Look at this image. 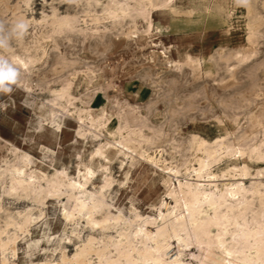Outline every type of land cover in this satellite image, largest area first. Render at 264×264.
Instances as JSON below:
<instances>
[{
  "label": "bare ground",
  "instance_id": "bare-ground-1",
  "mask_svg": "<svg viewBox=\"0 0 264 264\" xmlns=\"http://www.w3.org/2000/svg\"><path fill=\"white\" fill-rule=\"evenodd\" d=\"M7 1L0 0V5L5 9L9 8ZM22 1L26 6L32 2ZM56 4L65 6V10L60 12V5ZM231 4L229 0H185L180 3L176 0H50V13H43L39 18H27L22 13L15 16L14 21L26 19L36 32L33 31L29 39L14 41L10 50L0 54L8 56L17 64L25 88L31 89L30 75L34 69H43L50 56L51 45L50 49L54 50L53 63L56 65H50V69H63L71 64L72 60L65 58L59 51V40L71 41L75 37L93 42L96 39L106 40L116 29L120 30V36L133 41L145 35L143 43L157 47L158 44L150 39L154 32L167 33L175 28L173 31L178 34L205 16L215 17L219 24L226 27V32L229 31L235 26L234 22L237 23L233 19L234 7ZM257 4L264 7V0H249L241 14L244 17V37L248 44H253L260 34L263 14L257 11ZM96 6L100 7L99 12ZM1 10L0 20L3 19L4 9ZM157 14L167 16L166 25L155 21L154 16ZM139 20L144 22L142 29L137 27ZM171 48L172 45L163 44L160 51L152 48L149 54L151 64L143 68L142 76L154 83L174 84L177 74L173 72L181 73L184 65H189L192 71L201 69L203 59L187 51L182 53L180 59H172L168 54ZM224 49V45L216 47L209 58L217 68L223 63L227 75L234 77L235 63L228 62L238 59V56L245 61V54L240 49L222 53ZM160 57L162 64L173 73L170 76L161 75L153 69ZM204 74L206 77L211 72L208 69ZM252 79L250 85L238 91L236 96L229 94V100L218 99L224 105L222 113L213 116L217 125L223 129L221 135L208 140L197 133H191L188 149L193 163L187 174L183 173L186 174L183 179L178 178L180 167L164 163L163 149L160 148L162 132L146 124L147 115L141 112L138 104L106 97L112 102L109 107L102 102L96 106L91 104L80 107L75 103L77 97L70 93V81L62 83L58 89L53 88L55 95L49 101L35 102L34 107L39 110L36 127L39 132L50 130L57 138L62 132L65 117L73 116L78 122L76 133L83 137L85 131L86 134L89 132L96 143L87 161L79 155L75 176H71L65 169L54 168L51 174L39 171L33 167L34 160L29 153L10 144L13 158L0 167V186L4 192L31 197L41 203L47 195H65L63 218L68 221L83 218L90 231L130 226L138 220L132 231L120 232L116 240L111 236H107L105 241L98 240L89 231L74 253L70 255L66 250L61 251L59 262L43 264H264V165H260L264 163V138L256 139L259 130L264 134V105L249 109L255 102L257 90V79ZM168 89L172 91L171 87ZM188 97L194 98L195 92L189 93ZM241 114L245 115V128L239 123ZM114 119L115 125L111 126ZM143 126L147 127L148 133L143 132ZM114 158L119 160L120 166L128 161L130 167L144 160L158 168L173 203L164 202L165 211H159L158 216L152 218H142L135 211L132 218L124 216L120 211L113 213L110 209L112 204L106 199V188L116 181L108 166ZM221 162L225 163L224 170L218 173ZM99 170L102 181L100 185H95L94 179ZM127 173L128 170L124 172L125 180ZM173 177H176L177 185L172 184ZM117 183L122 184L123 181ZM18 215V220L6 222V225L11 224L23 232L27 231L33 220L31 213L22 211ZM170 237L178 242L177 252L170 253ZM16 239L15 232H7L0 238L1 249L10 247L9 255L14 254ZM133 239L138 240L140 245L136 246ZM191 244L198 248V254L192 252L194 246ZM187 246L191 247L195 262L183 258L182 249ZM93 256L96 260H93ZM0 264L14 262L3 256Z\"/></svg>",
  "mask_w": 264,
  "mask_h": 264
},
{
  "label": "rangeland",
  "instance_id": "rangeland-1",
  "mask_svg": "<svg viewBox=\"0 0 264 264\" xmlns=\"http://www.w3.org/2000/svg\"><path fill=\"white\" fill-rule=\"evenodd\" d=\"M7 2L9 7L7 9L2 4L0 5V10L4 9L1 11L2 20L5 23H12L19 13L25 14L27 18L31 16L39 18L43 13L51 12L50 0L47 2L32 0L29 6H26L22 0H8ZM176 2H185V0H176ZM224 3L226 2L224 1ZM229 3H232L231 5L234 7L233 19L237 20V23L234 22L235 26L227 32L226 27L219 24L215 17L205 16L203 20L180 30L178 34L173 31L175 28H171L167 33L154 32L150 39L158 44L157 47L144 44L145 35L142 39L133 41L120 36V30L116 29L106 40L96 39L93 42L80 37H75L71 41L59 40V51L72 62L63 69L57 68L56 70L50 69L56 65L53 63L54 50L50 49L51 45L49 47L50 56L43 69H34L33 74L30 75L31 89L25 88V82L21 75L19 86H14L13 91L9 94H0V167L4 166L5 161L12 160L13 154L9 148L10 144H13L18 149L30 154L34 160L33 167L39 171L51 174L56 168L65 169L71 176L76 175V162L79 155L84 161H87L96 140L89 136V132L86 134L85 131L83 137L76 133L78 122L73 116L65 117L62 132L58 134L57 138L50 130L39 132V129H36L39 110L34 107L35 102L41 100L47 102L53 98L55 95L52 92L53 88L58 89L62 83L70 81L71 91H69L77 97L75 103L80 107H88L91 104L96 106L100 102L109 107L112 102L106 97L138 104L141 112L147 115L146 124L160 129L162 132L160 148L163 149L164 163L180 167L178 169L181 173H178V178L183 179L193 163L191 151L188 149L191 133H197L208 140L223 133L222 127L217 125L213 116L222 113L224 105H221L222 103L220 104L218 99L229 100V94L236 96L238 91L245 90L250 85L253 78L252 80L257 79V90L254 97L255 102L249 106V109L264 105V7L261 4L256 5L257 11L263 15L262 23L259 26L260 34L253 45L248 44L244 37V17L241 16L244 7L234 4V0H229ZM56 5H60L58 6L60 12L65 10V6ZM95 9L99 12L100 7L96 6ZM154 19L163 25L167 23L166 15L157 14ZM143 25L144 22L139 20L137 27L142 29ZM32 29L30 26L24 39H29V36L36 32L35 28ZM162 44L172 45L168 53L172 59H180L185 51L195 57H200L204 60L201 69L192 71L189 65H184L181 73L180 71L173 72L177 74V81L174 84L154 83L149 78L143 77V68L151 64L149 62L150 50L154 48L160 51ZM220 45L225 46L222 53H227L230 49H240L245 54H242L245 56V61L241 56H238L239 61L235 58L228 62L235 63L234 77L227 75L223 63H220L217 68L209 58L213 55L214 49ZM161 58L153 69L160 72L161 75L170 76L173 73L162 64ZM261 60L262 62H260ZM208 69L211 74L205 77V70ZM250 69L253 71L250 72ZM182 73L184 74L182 75ZM170 87L172 91L169 92L168 88ZM193 92H195V97L190 99L188 94ZM176 98L178 99L176 100ZM190 103L193 105H189ZM115 122L114 119L111 126H114ZM239 123L242 128L246 127L244 114L240 115ZM142 129L144 133L149 132L146 126H143ZM105 135L108 137L107 134ZM263 138L264 134L259 130L256 133V139ZM224 164L220 163L218 173L224 170ZM260 165H264V163H260ZM108 166L110 174L116 180L112 186L106 188V199L112 204L110 209L113 213L120 211L124 216L132 218L135 211L142 218H152L157 217L159 211H165L164 202L173 203L162 182L163 175L160 170L148 162L141 160L129 167L127 161L120 166L119 160L114 158L108 163ZM126 170L128 173L125 180L124 172ZM185 172L186 174H183ZM94 180L95 185L101 184V170L98 171ZM118 181H123V183L118 184ZM248 183L249 181L246 180V184ZM172 184L177 185L176 177L172 178ZM64 197L65 195H47L41 203L31 197L7 194L0 186V238H3L7 232L9 234L15 232L17 236L14 254L9 255L10 247L4 250L0 247V259L5 256L14 264L56 263L60 260L61 251L66 250L65 252L70 255L74 253L80 245L81 239L85 238L90 230L83 218L77 217L70 221L63 218L62 204L66 202V197ZM22 211L30 212L33 217L27 231L23 232L13 225L10 226L11 224L6 225V222L18 220L20 218L18 212L22 213ZM137 221L132 222L130 226H114L107 228V231L90 232L98 240L105 241L108 239L107 236L116 240L120 237V232L132 231ZM150 226L152 227V225ZM133 242L136 246L140 245L138 240L133 239ZM168 242L170 243V253L177 252L178 242L173 237H170ZM190 246L182 249V256L184 259L187 258L195 262L190 252ZM192 252L198 254L199 250L194 246ZM93 260H96L94 256Z\"/></svg>",
  "mask_w": 264,
  "mask_h": 264
},
{
  "label": "clouds",
  "instance_id": "clouds-1",
  "mask_svg": "<svg viewBox=\"0 0 264 264\" xmlns=\"http://www.w3.org/2000/svg\"><path fill=\"white\" fill-rule=\"evenodd\" d=\"M239 7H246L249 0H234ZM30 29L26 19H18L12 23L0 20V53L11 49L14 41L25 38ZM21 83V70L8 56L0 54V94H9L14 86Z\"/></svg>",
  "mask_w": 264,
  "mask_h": 264
}]
</instances>
